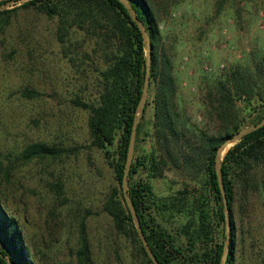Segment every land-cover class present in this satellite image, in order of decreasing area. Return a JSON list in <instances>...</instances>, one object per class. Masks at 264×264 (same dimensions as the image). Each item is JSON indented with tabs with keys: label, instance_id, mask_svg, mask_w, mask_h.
<instances>
[{
	"label": "rangeland",
	"instance_id": "374dc122",
	"mask_svg": "<svg viewBox=\"0 0 264 264\" xmlns=\"http://www.w3.org/2000/svg\"><path fill=\"white\" fill-rule=\"evenodd\" d=\"M25 1L11 2L6 9L12 12L0 15V150L6 164L5 156L16 164L11 181L0 171V197L21 220L38 264H79L74 252L80 217L88 208L94 212L87 220L94 264H142L132 238L118 234L103 211L106 195L115 185L114 169L103 150L90 146V112L74 102L98 96L107 48L87 24L68 26L62 33L60 16L24 7ZM153 5L161 50L173 64L175 110L185 131L196 141L192 133L221 130L218 87L233 72L247 82L241 96L230 86L242 128L253 125L252 110L264 103V0H153ZM153 94L154 89L140 120L134 156L164 152L157 138ZM183 140L172 148L176 155L189 151ZM32 142L72 151L56 159L22 163L18 155ZM182 161L180 167L169 162L162 177L149 178L159 205L185 188L191 205L204 189V176L190 177ZM260 168L259 190L249 192L243 206L236 205L235 264H264V164ZM58 182L64 184L63 193L55 186ZM210 203L216 210L212 195ZM156 209V222L179 235L187 213L163 218ZM215 227L216 239H225L226 244V221ZM178 237L186 242L185 236Z\"/></svg>",
	"mask_w": 264,
	"mask_h": 264
},
{
	"label": "trees",
	"instance_id": "16d2710c",
	"mask_svg": "<svg viewBox=\"0 0 264 264\" xmlns=\"http://www.w3.org/2000/svg\"><path fill=\"white\" fill-rule=\"evenodd\" d=\"M10 0H0V5ZM18 2L20 0H14ZM138 17L144 22L153 44L150 88L154 89L152 102L155 106V126L160 147L164 151L159 156L135 154L128 176L129 195L140 216L144 233L161 264H221L225 249V239H216V224H225L224 204L215 168L217 148L243 125L236 110L235 98L230 86L241 96L247 82L237 72H233L226 82L220 83L216 110L222 120V128L217 134L206 131L192 133L185 131L175 110L177 81L171 59L161 50V29L153 0H130ZM24 7H34L51 17L60 16L62 33L78 24L94 29L101 35L106 46L105 67L100 71L98 96L92 100L76 99L74 102L87 109L91 133V147L104 151L107 161L115 173V185L106 195L103 211L113 220L118 234L132 238L133 248L141 257L142 264H155L137 232L132 213L123 193V176L128 148L138 104L141 99L146 77V44L138 24L132 19L121 0H27ZM12 9H5L0 15H8ZM6 17V16H5ZM30 92V89H26ZM151 95L144 110L147 111ZM264 118V103L254 107L249 120L256 124ZM142 122L138 124L136 143L139 142ZM188 136L186 141L184 137ZM183 140L188 153L176 155L173 147ZM72 148L60 147L46 142H32L19 153L18 159L27 163L33 159L59 158L71 153ZM0 171L7 181H11L16 164L9 156L8 163L1 158ZM183 166L187 174L196 178L204 176V189L189 205L190 191L185 188L175 196H168L159 205L154 196L150 177H162L165 166L170 162ZM264 164V126L248 133L226 153L222 173L229 200L232 219L230 236V257L228 264H235L238 251V235L235 225L237 203L243 206L252 190H259ZM60 193L64 192L63 182L55 184ZM214 196L216 210L211 206L210 196ZM157 204V205H156ZM165 218L186 212L187 221L177 233L186 238L182 242L179 235H173L153 216L154 208ZM92 209H86L80 217L78 246L75 250L79 264H94L92 240L87 225ZM217 216L218 221H214ZM162 221H164L162 219ZM224 238H227L226 236ZM42 250V249H41ZM119 254V247L115 249ZM0 264H38L36 254L26 239L24 228L17 214L0 197Z\"/></svg>",
	"mask_w": 264,
	"mask_h": 264
},
{
	"label": "water",
	"instance_id": "95a60500",
	"mask_svg": "<svg viewBox=\"0 0 264 264\" xmlns=\"http://www.w3.org/2000/svg\"><path fill=\"white\" fill-rule=\"evenodd\" d=\"M14 0H10L6 3H3L0 5V10L6 9L11 2ZM122 3L126 6L128 9L132 19L138 24L139 28L141 29L144 42L146 44V65H147V71H146V77L144 81V86H143V91L141 95L140 102L138 104L137 112L135 115L134 123H133V128H132V133H131V138H130V143H129V148H128V154H127V161H126V166H125V171H124V176H123V193L126 198L127 205L132 213L135 226L137 229V232L148 252V255L151 257L153 262L155 264H161L160 261L158 260L156 254L154 253L150 243L148 242V239L144 233L140 216L134 206V203L131 200V197L129 195V182H128V176L130 173L131 165L134 159V153H135V145H136V137H137V130H138V124L144 114L145 106L147 103V99L149 96V88H150V74H151V67H152V54H153V44L151 41V37L146 29V26L144 25V22L138 17L136 9L132 6L130 0H121ZM264 126V118L253 125L244 127L240 129L237 132H234L233 134L229 135L224 142L218 146L217 148V153H216V159H215V168H216V173L220 185V190H221V195L223 199V204H224V212H225V219H226V229L228 233V241L225 244V249H224V254L222 257V263L221 264H228V260L230 257V236H231V231H232V219H231V214H230V207H229V200L228 196L226 193V188L224 184V179H223V173H222V164H223V159L228 152V150L235 145L237 142L242 140L245 135L248 133H251L259 128Z\"/></svg>",
	"mask_w": 264,
	"mask_h": 264
}]
</instances>
